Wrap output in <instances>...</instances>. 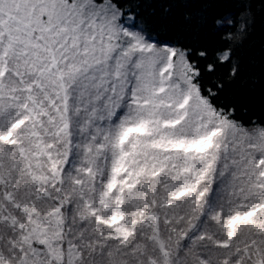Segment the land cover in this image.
<instances>
[{"label": "snow or ice", "instance_id": "6c2138e0", "mask_svg": "<svg viewBox=\"0 0 264 264\" xmlns=\"http://www.w3.org/2000/svg\"><path fill=\"white\" fill-rule=\"evenodd\" d=\"M244 7L227 41L254 23ZM164 20L0 0V264H264V123L153 39ZM224 64L232 83L234 43L206 71Z\"/></svg>", "mask_w": 264, "mask_h": 264}, {"label": "trees", "instance_id": "16d2710c", "mask_svg": "<svg viewBox=\"0 0 264 264\" xmlns=\"http://www.w3.org/2000/svg\"><path fill=\"white\" fill-rule=\"evenodd\" d=\"M132 10L149 20L166 17L155 23L150 31L161 43H175L191 48L190 60L198 61L204 83L215 88L213 81L223 80L224 89L218 99L225 106L235 107V118L248 125L252 120L264 123V4L261 0H128ZM250 5L254 18L246 36L230 42L224 37L233 32L227 24ZM223 22L218 26L216 21ZM234 43L235 58L240 65L239 78L227 82L229 65L217 67L209 73L206 67L213 62L214 54ZM207 52V58L198 53Z\"/></svg>", "mask_w": 264, "mask_h": 264}]
</instances>
